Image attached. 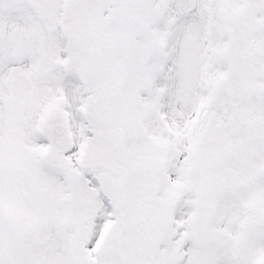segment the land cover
Segmentation results:
<instances>
[{
  "label": "snow or ice",
  "instance_id": "snow-or-ice-1",
  "mask_svg": "<svg viewBox=\"0 0 264 264\" xmlns=\"http://www.w3.org/2000/svg\"><path fill=\"white\" fill-rule=\"evenodd\" d=\"M0 264H264V0H0Z\"/></svg>",
  "mask_w": 264,
  "mask_h": 264
}]
</instances>
